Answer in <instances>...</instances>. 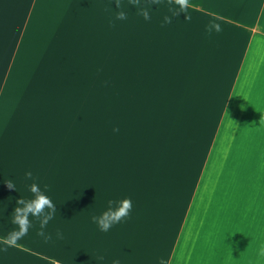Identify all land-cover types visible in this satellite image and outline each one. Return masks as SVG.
<instances>
[{"label": "crops", "instance_id": "obj_1", "mask_svg": "<svg viewBox=\"0 0 264 264\" xmlns=\"http://www.w3.org/2000/svg\"><path fill=\"white\" fill-rule=\"evenodd\" d=\"M262 116L264 0H0V264H264Z\"/></svg>", "mask_w": 264, "mask_h": 264}, {"label": "clouds", "instance_id": "obj_2", "mask_svg": "<svg viewBox=\"0 0 264 264\" xmlns=\"http://www.w3.org/2000/svg\"><path fill=\"white\" fill-rule=\"evenodd\" d=\"M172 0H169V3H171ZM175 3L180 5L181 9L184 10L189 4V0H175ZM144 18L150 19L149 13L147 11L143 12ZM118 19H126V15L124 12H120ZM216 19H219V17H216ZM165 22H171V19L169 17H165ZM207 31L209 33L212 32L213 29L216 31H220V24L216 23V20L209 21V24L206 26ZM260 125L264 126V116L260 119ZM113 131H119L118 128L113 129ZM27 178L32 177V173L29 171L26 173ZM10 187H13L9 184ZM48 188V185L44 186L45 191H41L38 183H33L31 185V192L34 194V199L31 200H25L23 198H20L16 202V207L14 208L12 214V224L18 225V230L14 227L9 231V233L6 236V241L8 242V247L15 246L17 242L23 238L30 227V220L29 215L31 214L34 217L41 218L40 219V226L41 230L38 233V235L43 236L45 240L47 241L50 239V236H46L43 229L48 224L49 220H51L56 212V206L54 205L53 201L49 198V196L46 194V190ZM116 204V207L114 208L113 205ZM108 209L103 212V214L99 217L93 216V222L97 223L101 231H108L113 224L119 223L124 217L128 216L131 208H132V201L130 198H125L120 202H114L112 200L108 201ZM48 209L49 211L45 212V209ZM59 235V234H58ZM5 250H7L5 248ZM258 256L260 258H264V243H262L258 250ZM114 264H119V261H114ZM159 264H167V261L164 259H161Z\"/></svg>", "mask_w": 264, "mask_h": 264}]
</instances>
